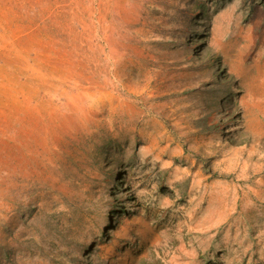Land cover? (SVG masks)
I'll return each mask as SVG.
<instances>
[{"label": "rangeland", "instance_id": "rangeland-1", "mask_svg": "<svg viewBox=\"0 0 264 264\" xmlns=\"http://www.w3.org/2000/svg\"><path fill=\"white\" fill-rule=\"evenodd\" d=\"M0 264H264V0H0Z\"/></svg>", "mask_w": 264, "mask_h": 264}]
</instances>
